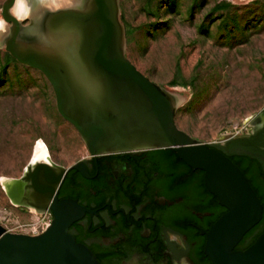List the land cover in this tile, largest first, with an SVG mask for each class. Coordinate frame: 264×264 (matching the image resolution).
Segmentation results:
<instances>
[{
    "label": "water",
    "instance_id": "obj_1",
    "mask_svg": "<svg viewBox=\"0 0 264 264\" xmlns=\"http://www.w3.org/2000/svg\"><path fill=\"white\" fill-rule=\"evenodd\" d=\"M15 2L3 49L46 77L93 157L30 161L4 183L53 218L39 234L0 223V264H264V110L229 152L197 140L175 122L185 98L126 56L118 0L45 12L38 40L18 38Z\"/></svg>",
    "mask_w": 264,
    "mask_h": 264
},
{
    "label": "rangeland",
    "instance_id": "obj_2",
    "mask_svg": "<svg viewBox=\"0 0 264 264\" xmlns=\"http://www.w3.org/2000/svg\"><path fill=\"white\" fill-rule=\"evenodd\" d=\"M3 1L0 223L8 231L31 234L45 215L12 202L2 181L18 178L36 161L38 148L63 166L88 152L58 113L46 77L3 49L10 26L1 17ZM62 1L71 0H17L27 30H37L30 17L39 19ZM118 1L126 56L149 79L185 98L176 109V125L209 144L247 134L264 107V0Z\"/></svg>",
    "mask_w": 264,
    "mask_h": 264
},
{
    "label": "bare ground",
    "instance_id": "obj_3",
    "mask_svg": "<svg viewBox=\"0 0 264 264\" xmlns=\"http://www.w3.org/2000/svg\"><path fill=\"white\" fill-rule=\"evenodd\" d=\"M37 1V0H36ZM34 2V1H33ZM83 2L84 0H71V1H68V2H59L58 3V6L57 7H52V9H47L45 12H48V11H54L56 9H60V8H69V7H80L83 5ZM12 12L14 15H16V17H18L19 19H23V17L26 15L25 12H24V9H23V5L22 3L20 4V6L17 4V0L14 4V7L12 9ZM45 12L43 13V15H41L39 17V19H36L34 17H30V19L32 20V24L31 26H36L37 27V30L36 31H28L27 27H25V25L23 24L22 25V28L20 30V33H19V36L18 38L20 40H38L41 36H40V22L42 21V18L45 14ZM10 27V26H9ZM6 28V27H5ZM177 100L180 102L182 101L183 99L181 97H178L177 96ZM45 153V154H44ZM35 159L36 161H49V156L48 154H46V149H40L38 148L36 150V153H35ZM35 162V161H34ZM12 180V178L8 181V183H6L7 181H4L3 182V186H4V183L5 185L9 184L10 186V181ZM5 187L6 189H8V187Z\"/></svg>",
    "mask_w": 264,
    "mask_h": 264
},
{
    "label": "built area",
    "instance_id": "obj_4",
    "mask_svg": "<svg viewBox=\"0 0 264 264\" xmlns=\"http://www.w3.org/2000/svg\"><path fill=\"white\" fill-rule=\"evenodd\" d=\"M41 214H44L45 218L42 219L41 224L40 223H34L33 224V227L31 228V231H32L31 234H39V233L43 232L51 224L52 218H53L51 210L48 208L45 212H43ZM37 224H40V225H37Z\"/></svg>",
    "mask_w": 264,
    "mask_h": 264
},
{
    "label": "flooded vegetation",
    "instance_id": "obj_5",
    "mask_svg": "<svg viewBox=\"0 0 264 264\" xmlns=\"http://www.w3.org/2000/svg\"><path fill=\"white\" fill-rule=\"evenodd\" d=\"M264 110V107H263V109H262V111ZM261 111V112H262ZM260 112V113H261ZM250 135V132H248L247 134H242V135H239V136H236V137H231V138H228V139H226L225 141H223L222 143H219V144H209V145H220V146H222L223 148H224V150L226 151V152H229V149H228V144L231 142V141H233V140H235V139H239V138H242V137H246V136H249ZM89 157H93V155H90V154H86V155H84L83 157H81V158H79L78 160H76L75 162H73L72 164H77L78 162H80L81 160H84V159H86V158H89ZM72 164H70V165H72ZM70 165H67V166H65V167H68V166H70Z\"/></svg>",
    "mask_w": 264,
    "mask_h": 264
},
{
    "label": "clouds",
    "instance_id": "obj_6",
    "mask_svg": "<svg viewBox=\"0 0 264 264\" xmlns=\"http://www.w3.org/2000/svg\"><path fill=\"white\" fill-rule=\"evenodd\" d=\"M2 23H3V22H2V21H0V26H2Z\"/></svg>",
    "mask_w": 264,
    "mask_h": 264
}]
</instances>
